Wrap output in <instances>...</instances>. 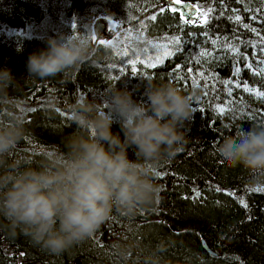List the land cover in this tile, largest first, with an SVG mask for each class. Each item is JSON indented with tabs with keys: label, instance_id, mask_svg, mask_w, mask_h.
<instances>
[{
	"label": "trees",
	"instance_id": "trees-1",
	"mask_svg": "<svg viewBox=\"0 0 264 264\" xmlns=\"http://www.w3.org/2000/svg\"><path fill=\"white\" fill-rule=\"evenodd\" d=\"M165 1L0 0V68H9L20 78L8 93L17 109L26 107V134L17 153L38 162L44 153L62 147L63 137L75 128L66 106L78 96L102 98L111 84L129 88L135 100L145 99L142 79L147 77L157 83H172L185 93L197 92L183 150L155 169L164 175L155 177L160 191L152 206L140 208L133 219L114 210L92 237L61 254L32 246L23 236L12 239L0 230V264H119L113 249L121 237L149 247L165 240V264H264V192L248 191L264 188V172L228 166L215 152L224 138L264 125V98L236 87V82H247L249 87L264 91V76L254 72L264 63V44L260 43L264 0H181L197 5L200 16L202 10L215 9L208 14L207 24L185 23L181 13L171 11ZM161 8L165 10L161 12ZM99 15L117 22L118 40L122 32L129 42L95 44L92 32L93 55L69 77H25L29 55L45 49L49 37L87 32ZM235 15L241 16V22L235 21ZM251 28H256L259 36ZM174 36L181 38L180 50L163 64L147 68L139 63L156 56L160 49L155 46L168 44V38ZM227 45L237 47L241 55ZM202 50L210 55L200 56ZM131 60L137 61L135 73ZM249 62L252 69L245 67ZM237 66L241 69L238 76L234 75ZM49 96L55 103L46 105ZM217 105L226 111L220 113ZM32 108L37 110L29 111ZM112 131H119V125L113 124ZM129 156L134 158L131 150ZM193 189L201 195L195 197ZM240 197L248 208L239 203Z\"/></svg>",
	"mask_w": 264,
	"mask_h": 264
},
{
	"label": "clouds",
	"instance_id": "clouds-1",
	"mask_svg": "<svg viewBox=\"0 0 264 264\" xmlns=\"http://www.w3.org/2000/svg\"><path fill=\"white\" fill-rule=\"evenodd\" d=\"M92 32L49 37L45 49L29 55L25 77H69L93 55ZM19 79L0 68V230L61 254L92 237L114 210L133 219L153 205L160 191L155 169L183 150L195 90L185 93L147 77L142 100L117 83L102 98L78 96L66 106L74 130L37 162L16 152L26 134V107L17 109L8 90ZM54 103L51 96L45 99L46 105ZM113 124L119 131H112ZM215 152L228 166L264 172V125L224 138ZM166 243L149 247L121 237L113 251L119 264H165Z\"/></svg>",
	"mask_w": 264,
	"mask_h": 264
},
{
	"label": "snow or ice",
	"instance_id": "snow-or-ice-1",
	"mask_svg": "<svg viewBox=\"0 0 264 264\" xmlns=\"http://www.w3.org/2000/svg\"><path fill=\"white\" fill-rule=\"evenodd\" d=\"M219 2L223 3V0H219ZM172 3L173 4H179V3H181V0H172ZM197 9H198V6H190L189 9H187L188 16H187V19L184 20L185 23H193L194 21L192 20V16L195 14L199 17V22L207 24L208 23V14L215 11V9L209 8L206 12L203 13L202 16H200ZM164 10H165L164 8L160 9L161 12H163ZM171 11L176 12V11H178V9L176 7H171ZM233 11H235V10H233ZM184 15H185L184 11H181L182 18L184 17ZM233 18L235 19L236 22H238V23L241 22V16L240 15H235ZM151 19L155 20L156 16H152ZM252 19H256V17H252ZM243 26L245 28H250V25H248V24H244ZM114 28H115V25H113L112 28H109V30L112 31V29H114ZM251 31L253 33H256L259 36V32L257 31L256 28H251ZM204 35H207V33H204ZM92 39L94 41H96L97 43H99L100 45H105V44L111 45L112 44V40L110 38L109 39H97V35L95 33H93ZM217 39H219V38H217ZM213 43L215 44L216 41H213ZM260 43L264 44V37L261 38ZM169 44L175 45L176 47L173 49H170L168 46ZM180 44H181L180 36H174V37L168 38V44H160V45L155 46V47H158L160 49V51L158 52V54L156 56H154V57L148 56L146 58V60H140L139 63L146 64L147 68H156L157 65L163 64L164 60L167 57H171L172 55L175 54L176 51H179L180 50L179 49ZM255 46L256 45H253V47H255ZM227 47L236 55H241L239 52V49L237 47H235L233 45H227ZM261 51L264 52V47L261 48ZM124 55H125V57H127L128 53L125 52ZM209 55H210V53L205 51V50H202L200 52V56L207 57ZM243 58L247 59V57H243ZM130 63L132 64V72L135 73L137 71V68H136L137 61L131 60ZM113 67H114V65H113ZM179 67L180 66L178 65L177 68H179ZM245 67L248 69H252L253 64L251 62L246 63ZM240 72H241L240 67L239 66L235 67L234 75L238 76L240 74ZM254 72L257 75L264 76V63H262L260 66H258L257 69H254ZM189 73H191V69H189ZM169 75H172V74L170 73ZM198 75L203 77L204 73L199 72ZM112 79H119V77H113ZM178 79H184V77H178ZM222 82L225 84L231 83V81H222ZM236 87L237 88L243 87V90L245 92L252 93L257 98H264V91H260L256 88L249 87L247 82H244L242 85L240 82H236ZM228 94H229V96H231V94H232L231 89L228 90ZM229 103H231V102H229ZM216 108L220 113H224L226 111V108L224 106H221V105H217ZM36 110H37L36 108L29 109V111H32V112H35ZM261 123L264 124V121H261ZM157 175L162 176L164 174L163 173H157ZM193 191L195 193V197H199L201 195L199 190L193 189ZM216 191H220V189L217 188ZM248 191L264 192V188L249 189ZM228 194L233 195V196L235 195V193H228ZM238 200H239V203L243 207L248 208V204L244 200L243 197L238 198ZM234 259H238V257H236Z\"/></svg>",
	"mask_w": 264,
	"mask_h": 264
},
{
	"label": "water",
	"instance_id": "water-1",
	"mask_svg": "<svg viewBox=\"0 0 264 264\" xmlns=\"http://www.w3.org/2000/svg\"><path fill=\"white\" fill-rule=\"evenodd\" d=\"M166 3H168V5L170 7H176L178 9V11H184L185 15L184 18L187 19L188 16V12L187 9H189L190 6H196L194 5L192 2H184V3H179V4H173L171 0H166ZM199 12V8L197 9ZM197 15H193L192 16V20L193 21H199V19H196ZM93 31L94 33L97 35V39H108L111 37V34L109 32V20H107L105 17L99 16L95 19L94 24H93ZM95 43H97L95 41ZM208 251L212 254H215L214 251H212L210 248H208L207 246H205Z\"/></svg>",
	"mask_w": 264,
	"mask_h": 264
},
{
	"label": "rangeland",
	"instance_id": "rangeland-1",
	"mask_svg": "<svg viewBox=\"0 0 264 264\" xmlns=\"http://www.w3.org/2000/svg\"><path fill=\"white\" fill-rule=\"evenodd\" d=\"M201 12H202V14L204 13L203 10ZM105 17L109 20V28H112V26L115 25V28L112 29V31H109V32L112 33L111 34V37H110V39L112 40V42L113 43H116V44H121V43H127V42H129L130 38L128 36L126 37L124 34H122V32H121V40L120 41L118 40V35L120 34V26L117 24V22H113L107 16H105Z\"/></svg>",
	"mask_w": 264,
	"mask_h": 264
},
{
	"label": "bare ground",
	"instance_id": "bare-ground-1",
	"mask_svg": "<svg viewBox=\"0 0 264 264\" xmlns=\"http://www.w3.org/2000/svg\"><path fill=\"white\" fill-rule=\"evenodd\" d=\"M172 1V0H171ZM165 4H167L168 5V3H166V1H165Z\"/></svg>",
	"mask_w": 264,
	"mask_h": 264
}]
</instances>
